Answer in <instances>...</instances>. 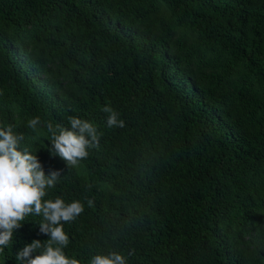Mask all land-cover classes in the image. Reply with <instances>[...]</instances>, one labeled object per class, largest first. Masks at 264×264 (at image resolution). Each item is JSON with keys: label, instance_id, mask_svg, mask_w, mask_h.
<instances>
[{"label": "trees", "instance_id": "1", "mask_svg": "<svg viewBox=\"0 0 264 264\" xmlns=\"http://www.w3.org/2000/svg\"><path fill=\"white\" fill-rule=\"evenodd\" d=\"M107 104L123 128L107 127ZM70 116L101 133L75 167L47 150V124ZM8 124L46 175L62 170L45 199L84 204L64 225L70 258L264 264V0H0ZM40 220L0 264L49 239Z\"/></svg>", "mask_w": 264, "mask_h": 264}, {"label": "clouds", "instance_id": "2", "mask_svg": "<svg viewBox=\"0 0 264 264\" xmlns=\"http://www.w3.org/2000/svg\"><path fill=\"white\" fill-rule=\"evenodd\" d=\"M101 111L107 114L108 128L124 127V121L110 104L104 105ZM68 121L69 128L47 124L51 134V147L47 150L50 155L61 158L66 167H75L88 157L89 148L98 147L101 133L93 123L79 117L70 116ZM40 123L37 116L27 122V127L36 131ZM14 129L13 124L0 127V252L12 242L14 230L21 227L25 218L35 216L41 217L40 234L49 239L25 245L16 254L17 261L20 264H81L64 251L70 242L64 225L83 214L84 204L79 200L66 203L60 197L45 199L48 190L58 183L62 170L46 175L37 155L21 147L25 136ZM88 205L91 207V200ZM89 264H127V259L118 251H110L92 256Z\"/></svg>", "mask_w": 264, "mask_h": 264}]
</instances>
